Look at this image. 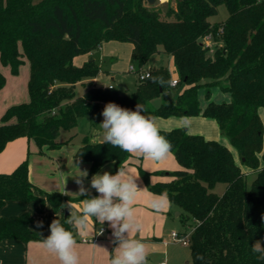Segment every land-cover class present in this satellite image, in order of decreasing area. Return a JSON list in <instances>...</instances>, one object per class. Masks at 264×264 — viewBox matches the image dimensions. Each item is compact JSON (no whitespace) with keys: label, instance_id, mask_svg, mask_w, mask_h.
Listing matches in <instances>:
<instances>
[{"label":"trees","instance_id":"1","mask_svg":"<svg viewBox=\"0 0 264 264\" xmlns=\"http://www.w3.org/2000/svg\"><path fill=\"white\" fill-rule=\"evenodd\" d=\"M170 1L162 10L147 0H0V63L13 75L25 61L30 66L29 100L10 106L1 117L0 152L19 137L34 140L41 151L58 149L76 136L61 141V131L75 130L83 117L102 115L110 102L130 110L139 103L145 114L162 118L202 113L216 120L239 161L217 140L184 127L161 129L181 168L167 172V181L152 182L153 173L165 172L142 166L140 175L149 190L166 192L181 209L178 217L191 230L189 264H264L251 249L256 241L264 242V0H175L174 6ZM222 4L228 8L227 19L211 22ZM207 35L211 46L204 40ZM113 40L133 45L130 63L137 74L159 56L148 69L150 77H137L131 93L96 85L100 69L95 58L74 63L76 56ZM160 78L163 84L153 82ZM174 78L176 86L171 85ZM5 84L0 70V90ZM216 91L229 98L216 99ZM157 98L163 102L151 107ZM75 157L89 163L88 174L93 175L108 162H114L117 172L132 154L84 136ZM243 167L254 174L251 180ZM219 183L225 184L221 194L215 191ZM95 196L97 191L68 198L42 190L30 180L28 160L0 174V209L9 200H49L61 210V223L69 230L73 226L67 222L71 213L65 215L66 208L71 210L66 201ZM31 222L27 212L0 214V241L40 240Z\"/></svg>","mask_w":264,"mask_h":264},{"label":"crops","instance_id":"2","mask_svg":"<svg viewBox=\"0 0 264 264\" xmlns=\"http://www.w3.org/2000/svg\"><path fill=\"white\" fill-rule=\"evenodd\" d=\"M127 46L128 50V60H131V54L133 45L130 43L120 42V41H111V43L104 42L101 45L108 46L110 53H118L121 50L122 46ZM89 54L78 55L74 59L76 65H82L85 61L90 58ZM159 59L157 56L156 60ZM115 62V60H113ZM157 63L153 66L155 67ZM172 61H169V69H175ZM115 66V64H113ZM131 66V63L130 65ZM127 69V67H126ZM0 70L6 76V84L0 90V124L1 117L4 112L12 105L19 104L22 102H27L29 100L28 92V81L30 77V66L28 61H25L20 68L19 73L13 75L9 66H3L0 63ZM104 71L94 79V82L98 86H109L113 83H104L99 84V81L109 75L112 71L108 68H104ZM129 70V69H128ZM111 80H114V75H111ZM95 116V115H94ZM94 116H86L89 119H92ZM91 121V120H90ZM94 122L91 121V124ZM102 137L97 134L94 135L92 141H101ZM64 141V140H61ZM81 145V144H80ZM79 145V146H80ZM61 148V147H60ZM58 149H47L43 148L42 151L35 143L34 140L28 139L27 137H19L15 140H12L7 143L3 151L0 152V174L1 173H10L12 172L22 161L28 160L29 163V177L30 180L39 188L46 192H59L68 198H77L83 195L79 194L80 185L77 184L76 179L80 171L89 172V163L81 161L75 157V151H73L72 156L69 153H60ZM77 149V148H76ZM59 154V160H61L64 154H69L65 159V162H72V167H75V172L70 173L69 169H58L59 160L56 158V155ZM135 157L132 154L130 159ZM50 157V158H49ZM71 157V158H70ZM137 157V156H136ZM129 159V160H130ZM237 159V158H236ZM57 163V164H56ZM113 163L114 162H108ZM56 164V165H55ZM57 168V169H56ZM101 168V167H100ZM146 169V168H145ZM52 170L50 173L49 171ZM60 171L58 174L56 172ZM147 170V169H146ZM148 171H150L148 169ZM171 179V178H170ZM170 179H161L154 176H151L152 182L157 181H167ZM143 180V179H142ZM83 185L87 189V192L84 194H90L94 188L91 187V178L89 174L87 178L83 179ZM137 185L139 189H145L142 193L139 194V197H143V203L147 205V187L144 181H141L138 176ZM159 195L155 194L154 198ZM153 198V199H154ZM68 205H71V212H78L82 209V201L71 202L66 201ZM164 208H169V204ZM164 208L159 210H164ZM29 213L32 217L31 228L38 234L40 240H32L29 242H24L17 239H4L0 241V264H59L56 256L45 249L41 243L43 239H46L50 235V224L53 220L59 219L61 222L62 212L61 210H55L49 200L40 201L38 199H33L28 202L19 201V200H9L0 209V214L2 216L9 215H19L22 213ZM164 213V211H162ZM167 214V213H166ZM180 212L176 215L179 216ZM169 212L168 215H162L161 223L157 224V221L154 225L147 231V224L142 227V230L139 233H134V237L140 239L147 245V234L151 241L160 242L162 244H168L173 242L170 236L171 231L176 230L179 233H185V231L173 229L170 230L166 227L170 218ZM42 223V226H38ZM107 224V226H105ZM105 228V231L99 235V230ZM73 231L77 242L78 247L77 251L80 257V264H109L110 257L115 247L118 246L117 242H114L115 238L112 234L113 230L111 229L108 222H105L101 225L98 222H94V218L90 220L88 230L85 234H81L75 228ZM97 238L95 242L86 241L83 239H92ZM165 261L161 259V262Z\"/></svg>","mask_w":264,"mask_h":264},{"label":"clouds","instance_id":"3","mask_svg":"<svg viewBox=\"0 0 264 264\" xmlns=\"http://www.w3.org/2000/svg\"><path fill=\"white\" fill-rule=\"evenodd\" d=\"M153 82L164 83L162 78ZM102 116L104 119L99 125L102 130L101 144H108L138 158L156 162L166 160L170 155L173 147L171 142L162 134L157 117L145 114L143 105L138 103L136 110H130L110 102L104 107ZM181 121L185 128L190 125L187 117H182ZM79 173L76 182L80 185L79 194L84 195L87 189L83 185V179L87 178L88 173L80 170ZM137 180L138 176H133L122 167L115 174L107 171L94 174L91 187L99 195L83 199L82 209L71 212L67 220L81 234L87 232L93 218L94 222L101 225L109 223L114 242L118 243L109 264H149L147 245L133 235L142 230V224L135 213V201L145 190L138 188ZM149 203L159 210L170 201L165 192ZM38 226H42V223ZM102 232L101 228L99 235ZM41 243L48 252L56 256L59 264H80L77 239L73 231L65 228L58 218L51 222L50 235ZM251 249L258 254V260L264 261V242L256 241ZM197 259L203 260V256L198 254Z\"/></svg>","mask_w":264,"mask_h":264},{"label":"rangeland","instance_id":"4","mask_svg":"<svg viewBox=\"0 0 264 264\" xmlns=\"http://www.w3.org/2000/svg\"><path fill=\"white\" fill-rule=\"evenodd\" d=\"M169 0H158L154 5L161 8L162 10H165L167 7ZM170 3L174 6L175 0H171ZM229 15L228 8L226 5L222 4L218 7V13L210 18L211 22H222L227 19ZM114 41V40H113ZM107 43H111V41H107ZM126 43V42H125ZM108 46H103V48H99L92 53H90V57L95 58L97 64L99 65L100 73L101 71H104V68H108L110 71H112L109 75H105L100 81L99 84L104 83H113L116 88L122 92V93H131L135 90L136 84H137V77L138 74L135 71H129L130 68V62L128 58V50L127 46H122L121 50L118 53H110V49H108ZM115 60V62H113ZM158 60L155 58L150 59L147 64L144 66V70H148L151 65H154L157 63ZM115 64V66H113ZM174 65V64H173ZM172 65V67H173ZM127 67V69H126ZM171 69V68H170ZM172 75L176 76V70L172 69ZM111 75H114V80H111ZM79 91H82L80 87H78ZM182 90V86L178 88H174V93L180 92ZM216 99L218 100H226L229 97L220 92H215ZM199 101L201 109L203 110L206 105V98H205V91L202 89L199 93ZM163 102L162 98H157L154 101L151 102V107H157ZM260 116L264 123V107L260 109ZM187 117L190 120V125L186 128L190 133L193 134H201L207 139L217 140L221 142L223 145L230 148V150L234 153V155L237 158V161H239V157L237 155L236 150L231 145L229 138L222 134L218 124L215 119L211 117L204 116L202 113L196 114V115H190V114H183V115H173L168 118H162L157 117L158 124L161 129L164 130H170L177 127H184L182 125L181 118ZM103 116L102 115H95L92 119H89L88 117H83L80 119L79 124L77 128L71 132L68 131H61L60 140L66 141L71 134L76 133V136L73 138L71 142L65 143L61 146L59 150H57L60 153H69L72 156V153L76 148L82 143L83 137L88 136L90 139H94V135L97 134L98 136L102 137V130L99 128V125L103 122ZM94 123L91 124V121ZM185 128V127H184ZM58 154V153H57ZM69 154L61 155L62 158L59 160V154L56 155V158L59 160L58 163V169H69L70 173L75 172V167H72V162H65V159L68 157ZM50 158V157H49ZM71 158V157H70ZM57 164V163H56ZM55 164V165H56ZM139 166H142L144 169H149L150 172H161L164 171V174H157L155 175L153 173V176L161 179H170L171 176L167 174V172L178 170L181 168L179 163L174 157V154L171 152L170 155L166 160L156 162L151 160H146L143 158L134 157L130 160H128L125 165L124 169H126L130 174L133 176H139V179L143 181L140 172H139ZM245 171H248L247 167H243ZM57 169V168H56ZM115 165L113 163H106L103 165L95 174H103V172L107 171L111 174H115L114 172ZM50 170L49 172H51ZM58 171V170H57ZM60 171L56 172L55 174H58ZM94 175V174H93ZM93 175H89V178H92ZM248 177L250 180L252 177H254V174L250 171L247 172ZM225 189V184L219 183L215 187V191L219 194H221ZM93 191H96L93 189ZM97 195H99L97 193ZM155 193L147 188V205L143 203V197H137L135 201V213L137 215V218L139 219L140 223L142 224V227L147 224V231L151 227V225H154V223L157 221V224L161 223V214L162 215H168V212L170 215L169 222L166 225V227L170 230L177 229L181 231H189L190 228L188 226L183 225L180 218L176 215L178 212H182L181 209L173 204L169 203V208H164V210H157L154 209L149 201L154 198ZM164 211V213L162 212ZM167 213V214H166ZM107 226V224H105ZM152 238V236L150 237ZM147 234V248H148V261L149 264H159L161 259H164L167 264H189L191 260V251L188 245H184L180 242H171L168 244H162L160 242H153L150 240Z\"/></svg>","mask_w":264,"mask_h":264},{"label":"built area","instance_id":"5","mask_svg":"<svg viewBox=\"0 0 264 264\" xmlns=\"http://www.w3.org/2000/svg\"><path fill=\"white\" fill-rule=\"evenodd\" d=\"M204 40L207 43V45H210V46L212 45V36L211 35L205 36ZM129 70L130 71H135V67L131 65ZM138 77H139V79L144 80V79L150 77V71L149 70L148 71L147 70L146 71H140L138 73ZM177 83H178V80L175 79V78L171 81V85L172 86H176ZM109 87L112 88L113 85H109ZM102 229H103V232H104L105 228H102ZM190 234H191V230H189V231H187L185 233H179L178 231L173 230V231H171L170 236H171V239H172L173 242H180V243H182L184 245H188L189 244ZM96 240H97V238L83 239L84 242H86V241L95 242ZM160 264H167V262L163 261Z\"/></svg>","mask_w":264,"mask_h":264},{"label":"water","instance_id":"6","mask_svg":"<svg viewBox=\"0 0 264 264\" xmlns=\"http://www.w3.org/2000/svg\"><path fill=\"white\" fill-rule=\"evenodd\" d=\"M157 1L158 0H147V3H148L149 6H153ZM178 1H180V0H178ZM68 213H69V209L66 208L65 209V215H67Z\"/></svg>","mask_w":264,"mask_h":264}]
</instances>
